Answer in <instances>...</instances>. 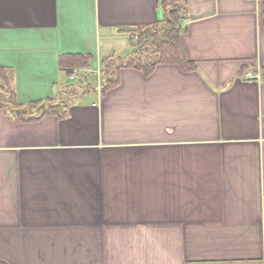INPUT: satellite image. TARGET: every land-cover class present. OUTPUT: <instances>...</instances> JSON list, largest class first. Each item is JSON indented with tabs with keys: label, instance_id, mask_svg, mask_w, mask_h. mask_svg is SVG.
<instances>
[{
	"label": "crops",
	"instance_id": "0c3cea01",
	"mask_svg": "<svg viewBox=\"0 0 264 264\" xmlns=\"http://www.w3.org/2000/svg\"><path fill=\"white\" fill-rule=\"evenodd\" d=\"M164 3L0 0L15 101H64L33 121L0 107V264H264V0H188L192 69L98 88Z\"/></svg>",
	"mask_w": 264,
	"mask_h": 264
},
{
	"label": "trees",
	"instance_id": "16d2710c",
	"mask_svg": "<svg viewBox=\"0 0 264 264\" xmlns=\"http://www.w3.org/2000/svg\"><path fill=\"white\" fill-rule=\"evenodd\" d=\"M164 9L166 18L163 22L141 28L131 33L132 46L136 49L133 57L129 59L109 60L101 68L102 90L113 87L118 83L116 76L117 69L121 67H137L151 71L160 63H178L184 69H192L194 63L189 61L185 56L182 45V22L188 18V0H165ZM264 26V14H263ZM137 38V43L133 40ZM77 58V57H76ZM87 59V57H79V59ZM11 71L0 68V107L5 111L14 114L17 120L33 121L40 117L50 114L59 113L64 101L55 100L34 103L23 107L15 101V95L10 85L13 78ZM89 81L88 78L80 81ZM91 82H87L89 87ZM70 89L69 94H76L81 86Z\"/></svg>",
	"mask_w": 264,
	"mask_h": 264
},
{
	"label": "built area",
	"instance_id": "2783aa9c",
	"mask_svg": "<svg viewBox=\"0 0 264 264\" xmlns=\"http://www.w3.org/2000/svg\"><path fill=\"white\" fill-rule=\"evenodd\" d=\"M137 41H138V39L135 38L134 39V43H137ZM82 73H83L82 70H77V69L71 71L70 72V77H69L70 78V81H76L79 77L82 76ZM96 73H97L98 76H101V70L100 69H98L96 71ZM247 77L249 79H252L253 78V75L250 73V74H247ZM100 86H101V83L98 84V88H100Z\"/></svg>",
	"mask_w": 264,
	"mask_h": 264
},
{
	"label": "rangeland",
	"instance_id": "374dc122",
	"mask_svg": "<svg viewBox=\"0 0 264 264\" xmlns=\"http://www.w3.org/2000/svg\"><path fill=\"white\" fill-rule=\"evenodd\" d=\"M136 49H137V48H136ZM136 49H135V50H136ZM117 57H118V56H117ZM117 59H118V58H117ZM117 59H116V60H117ZM93 75H94V76L96 75L95 78H94V81L98 82V78H99V76L97 75V73H95V74H93ZM91 81H93V78H91V74H90V82H91ZM99 83H101L100 80H99L98 84H99Z\"/></svg>",
	"mask_w": 264,
	"mask_h": 264
}]
</instances>
